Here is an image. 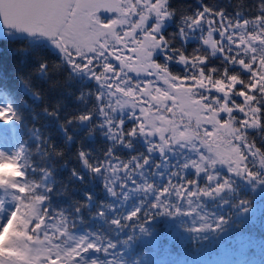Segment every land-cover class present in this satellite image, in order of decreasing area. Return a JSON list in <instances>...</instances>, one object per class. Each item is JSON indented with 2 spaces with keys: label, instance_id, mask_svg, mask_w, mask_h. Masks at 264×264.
Returning a JSON list of instances; mask_svg holds the SVG:
<instances>
[{
  "label": "snow or ice",
  "instance_id": "1",
  "mask_svg": "<svg viewBox=\"0 0 264 264\" xmlns=\"http://www.w3.org/2000/svg\"><path fill=\"white\" fill-rule=\"evenodd\" d=\"M178 12L172 0H0V25L7 32L49 38L72 72L96 84L77 97L84 104L94 97L93 107L62 128L67 133L73 121H92L89 134L101 129L110 142L101 160H90L85 150L78 155L118 201H101L89 218L103 219L117 237L129 228L147 236L140 221L168 215L194 240H207L209 233L228 230L230 217L218 209L230 207L237 216L251 211V200L237 198L239 184L264 200V149L257 146V138L264 144V0L251 20L195 0L169 33ZM124 50L136 54L134 62ZM177 105L180 121L165 114L175 115ZM15 120L12 104L0 106V122ZM122 152L136 154L124 161ZM51 175L35 166L23 144L12 154L0 150V264H127L118 248L130 246L134 235L114 242L84 227L90 193L72 212L51 207ZM72 175L84 179L75 169ZM133 191L141 194L139 202L122 211ZM57 216L60 239L53 243L48 230Z\"/></svg>",
  "mask_w": 264,
  "mask_h": 264
},
{
  "label": "trees",
  "instance_id": "2",
  "mask_svg": "<svg viewBox=\"0 0 264 264\" xmlns=\"http://www.w3.org/2000/svg\"><path fill=\"white\" fill-rule=\"evenodd\" d=\"M206 2L223 8L232 17L239 13L242 18L251 20L259 14L260 0ZM172 3L179 12L195 6V0H172ZM179 12L167 28L169 33H173L178 27ZM171 67L174 73L181 72L178 65ZM94 88L96 84L93 81L72 72L61 55L43 40L19 38L9 35L8 32L0 35V101L12 104L18 117L10 125L0 122V129L6 133L0 137V144L5 148H12L16 143L23 144L26 155L35 162L37 168L51 169L52 175L48 177L47 183L55 184V188L49 194L50 206L72 212L78 202L86 199L85 194L90 193L92 200L89 201V207L82 212L84 227L99 233L102 238H111L114 242L134 235L130 246L118 248L119 252L125 253L123 259L127 264H131L133 260L140 261V264H264V200H261L260 193L253 197L249 187L242 183L238 185L237 198L251 200V211L244 216H237L230 207L218 209L230 217L228 230L218 236L209 233L207 240H194L192 234L181 227L177 219L168 215L142 219L140 222L146 225L150 233L147 236L140 234L138 228L135 232L129 228L117 237L103 219L89 218L101 207V201L105 204H116L118 201L109 196L102 178L91 173L82 164L78 152L88 151L91 153L90 160H101L110 142L102 135L101 129L89 134L92 121H73L66 125L67 133L62 125L69 117L78 116L93 107L94 97L88 98V104H84L77 97L82 91H94ZM175 114L177 121H180V111L177 110ZM93 119L99 117L94 116ZM68 134L72 136L71 140L67 139ZM37 144L42 147L37 149ZM257 146L264 149L259 138ZM137 150L144 151L139 144ZM58 152L61 155H57ZM135 154L122 152L119 155L121 160L127 161L130 155ZM153 159H159L158 155ZM73 169L83 175L84 179L79 180L72 175ZM29 175L39 178L40 174L29 171ZM140 182L142 181L138 178V183ZM150 182L158 185L160 180L150 176ZM140 195L139 192H131L122 211H127L134 203H138ZM104 211L110 219L112 212L107 208ZM241 222L242 225L238 227L237 224ZM60 223L61 219L57 216L48 234L55 235ZM76 228L80 229L81 224L78 223Z\"/></svg>",
  "mask_w": 264,
  "mask_h": 264
},
{
  "label": "rangeland",
  "instance_id": "3",
  "mask_svg": "<svg viewBox=\"0 0 264 264\" xmlns=\"http://www.w3.org/2000/svg\"><path fill=\"white\" fill-rule=\"evenodd\" d=\"M3 34H7V32L4 31V30H1V29H0V35H3ZM49 45H50L53 49L55 48V45H54L53 43H49ZM57 50H58V49H57ZM58 51H59V50H58ZM134 61H135V60H133V59L131 58V62H134ZM82 75L85 76L84 74H82ZM85 78H87V77L85 76ZM6 105H7V103H5L4 101H0V106H6ZM177 110H179L178 105L174 107V113H175ZM165 114H166L170 119L174 118L175 120H178V119H176V114H175V115H174L173 113H165ZM183 119H184L185 122H187V121H186L187 117H183ZM19 146H20V144H19V143H16V145H15L14 147H12V148H5L2 144H0V150L6 152V153H8V154H12V153H14V152L19 148ZM8 147H9V146H8ZM6 218H7V214L5 213V214H4V219L6 220ZM56 229H58V228H56ZM61 231H62V230H61ZM48 235H49V234H48ZM42 237H43V235H42ZM49 237L52 238L53 243L59 242L58 239H60V238H59V234H58L57 232L55 233V235H52V234L49 235ZM43 238H44V237H43ZM46 255H47L46 252L42 253V254H41V259H43ZM52 259H55V256H54V255L52 256ZM57 264H60V261H58Z\"/></svg>",
  "mask_w": 264,
  "mask_h": 264
},
{
  "label": "flooded vegetation",
  "instance_id": "4",
  "mask_svg": "<svg viewBox=\"0 0 264 264\" xmlns=\"http://www.w3.org/2000/svg\"><path fill=\"white\" fill-rule=\"evenodd\" d=\"M101 15L105 18V19H107L109 16H111V14H105V13H101ZM42 39H44V38H42ZM48 44L49 43H52L51 42V40L50 41H48V40H46V39H44ZM132 45H130V47H131ZM53 50H56L57 52H59L58 50H57V48L55 47ZM61 55V54H60ZM123 55L125 56V57H129V58H132L133 60H135V57H136V54L135 53H132V52H130V51H127V50H124L123 51ZM128 75L129 76H131L134 80L135 79H139L140 77H137V75H136V73L135 72H128ZM143 75V74H142ZM94 82V81H93ZM95 83V82H94ZM167 104H171V101H167L166 102Z\"/></svg>",
  "mask_w": 264,
  "mask_h": 264
},
{
  "label": "water",
  "instance_id": "5",
  "mask_svg": "<svg viewBox=\"0 0 264 264\" xmlns=\"http://www.w3.org/2000/svg\"><path fill=\"white\" fill-rule=\"evenodd\" d=\"M105 14H110V13H105ZM0 27L3 28L2 25H0ZM14 33H15V35H16L17 37H19V38H27V37H35V36H39L38 34H37V35H29V34H27V33H23V32H14ZM40 37H42V36H40ZM44 38L50 40V39L47 38V37H44Z\"/></svg>",
  "mask_w": 264,
  "mask_h": 264
}]
</instances>
